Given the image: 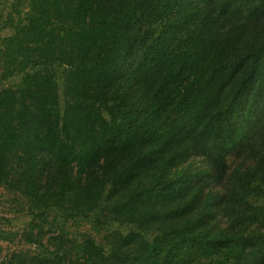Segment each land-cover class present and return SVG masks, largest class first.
<instances>
[{
	"label": "trees",
	"instance_id": "1",
	"mask_svg": "<svg viewBox=\"0 0 264 264\" xmlns=\"http://www.w3.org/2000/svg\"><path fill=\"white\" fill-rule=\"evenodd\" d=\"M14 3L0 264H264V131L233 166L230 119L264 101V0Z\"/></svg>",
	"mask_w": 264,
	"mask_h": 264
},
{
	"label": "rangeland",
	"instance_id": "2",
	"mask_svg": "<svg viewBox=\"0 0 264 264\" xmlns=\"http://www.w3.org/2000/svg\"><path fill=\"white\" fill-rule=\"evenodd\" d=\"M16 3H14V0H9L8 3L5 5V8L0 5V49L5 48L7 46L6 40H4L5 31L7 29L16 30L18 28H7L8 23H10L11 20V13H15L18 8L15 7ZM17 20V19H14ZM79 29V28H74ZM11 61V59L6 60L1 58L0 55V69H3L8 62ZM9 63H15V61H11ZM13 73L4 74L3 78L7 79V76L11 75ZM0 77L2 75L0 74ZM1 100V99H0ZM3 100V99H2ZM257 104L253 105L249 109H238L237 111H232L231 113V122H232V128H236L237 131L242 134V138L240 141V146L234 151L233 158V166L237 164L238 161L242 160L243 158L250 156V152L255 148L256 144L259 143V141L262 138L263 131H264V101H256ZM183 166L186 168V170H189L191 172H200L202 170V173L199 175L200 178H204L206 180V185L210 186L214 184V180L210 176V172H208L207 169V162L206 159L198 154L191 155L186 162L183 164ZM14 194L11 195L10 198H14ZM22 202L25 201L24 198H22ZM12 201V200H11ZM6 206H11L12 208L7 213L8 216H14L19 211L21 205L19 203H16L15 201L7 202L4 204ZM71 228L67 234H65V241L63 244L59 246H63V248L66 250V254L70 253L73 254V250L71 249L69 238L74 233V230L76 229H82V224H71ZM58 246V247H59ZM1 247V253L0 256L6 254L7 252L16 249V248H24L25 244L22 239L17 240H10L7 242H3Z\"/></svg>",
	"mask_w": 264,
	"mask_h": 264
}]
</instances>
